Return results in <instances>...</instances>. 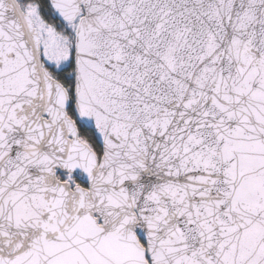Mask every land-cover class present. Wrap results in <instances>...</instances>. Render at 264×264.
<instances>
[{
	"label": "snow or ice",
	"instance_id": "6c2138e0",
	"mask_svg": "<svg viewBox=\"0 0 264 264\" xmlns=\"http://www.w3.org/2000/svg\"><path fill=\"white\" fill-rule=\"evenodd\" d=\"M0 264H264V0H0Z\"/></svg>",
	"mask_w": 264,
	"mask_h": 264
}]
</instances>
